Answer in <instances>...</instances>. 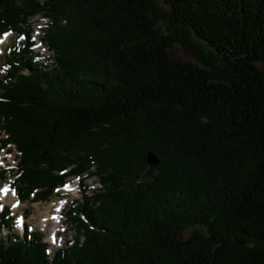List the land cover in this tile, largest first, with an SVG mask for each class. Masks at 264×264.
I'll use <instances>...</instances> for the list:
<instances>
[{
	"label": "trees",
	"instance_id": "16d2710c",
	"mask_svg": "<svg viewBox=\"0 0 264 264\" xmlns=\"http://www.w3.org/2000/svg\"><path fill=\"white\" fill-rule=\"evenodd\" d=\"M158 1L0 0L18 199L69 176L99 185H81L73 241L52 256L26 226L2 236L0 211V264H264V0ZM39 13L48 65L29 36Z\"/></svg>",
	"mask_w": 264,
	"mask_h": 264
},
{
	"label": "rangeland",
	"instance_id": "374dc122",
	"mask_svg": "<svg viewBox=\"0 0 264 264\" xmlns=\"http://www.w3.org/2000/svg\"><path fill=\"white\" fill-rule=\"evenodd\" d=\"M158 3L162 6L160 0ZM49 22L50 21L45 18L42 13L30 17L27 24L31 29L29 34L31 40L35 37H39L41 41L45 27ZM13 39L14 37L10 34L0 37V65L4 61L5 50ZM35 43H38V46L41 45L37 40H35ZM41 43L42 47H34L32 52L38 56V60L44 65L51 64L52 60H50L49 57L52 55V52L47 49L42 41ZM169 55L176 62H190L199 65L194 56L178 44L172 46L169 50ZM258 66L260 69L264 70L263 65ZM4 139V133L0 132V188L4 186L7 187L6 195L3 199L0 198V208L3 207L7 209L10 214L9 216L12 218V224L11 228L4 230L1 235L4 236L8 233L20 234L24 227H18V224L20 221L24 220L27 230L29 231L30 228L33 233L40 235V241L47 246V254L52 256L55 251L63 249L68 243H71L75 235L73 226L67 221L65 216L69 204L73 201H81V185L90 190L98 189L99 185L97 180L94 177H86L83 175L84 180L80 181L73 176H69L65 179V185L53 190L46 201H38L33 195L30 196L28 201H19L14 187V180L17 178L15 176V166L18 154L13 146H1V142ZM3 171H5V173H2ZM60 206H62V209L59 217L56 220L49 221L48 215L55 213V210ZM189 233L190 230L185 231L182 235L185 238ZM51 234L53 236H51Z\"/></svg>",
	"mask_w": 264,
	"mask_h": 264
},
{
	"label": "bare ground",
	"instance_id": "6f19581e",
	"mask_svg": "<svg viewBox=\"0 0 264 264\" xmlns=\"http://www.w3.org/2000/svg\"><path fill=\"white\" fill-rule=\"evenodd\" d=\"M35 40H37L38 42H39V44H41L40 46H38L37 44L38 43H35V48H39V47H42V43L40 42V39H39V37H35L34 38V42H35ZM37 52V51H36ZM44 56V55H43ZM6 192H7V187L6 186H4V187H2V188H0V198L1 199H3L4 198V196L6 195ZM43 224V223H42ZM41 224V225H42ZM51 224V223H50ZM44 226V225H43ZM49 235V234H48Z\"/></svg>",
	"mask_w": 264,
	"mask_h": 264
},
{
	"label": "water",
	"instance_id": "95a60500",
	"mask_svg": "<svg viewBox=\"0 0 264 264\" xmlns=\"http://www.w3.org/2000/svg\"><path fill=\"white\" fill-rule=\"evenodd\" d=\"M147 164L149 167H155L158 164V159L152 153L147 155Z\"/></svg>",
	"mask_w": 264,
	"mask_h": 264
}]
</instances>
